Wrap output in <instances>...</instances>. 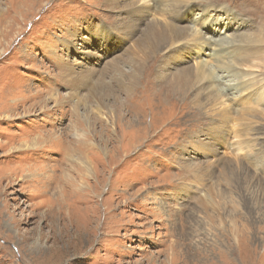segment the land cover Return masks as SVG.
<instances>
[{"label":"rangeland","instance_id":"obj_1","mask_svg":"<svg viewBox=\"0 0 264 264\" xmlns=\"http://www.w3.org/2000/svg\"><path fill=\"white\" fill-rule=\"evenodd\" d=\"M129 1L147 13L126 15ZM258 12L264 25V0H0V264H264V52L253 73L239 59L263 30ZM157 15L175 31L151 45ZM89 33L111 51L97 37L84 42ZM117 55L124 75L103 72L77 89L61 74L84 61L100 75ZM191 67L207 78L185 94L187 114L170 77ZM220 73L254 86L228 96ZM206 86L225 126L192 113ZM213 122L226 135L211 143ZM34 206H63L52 230L73 243L52 246L57 210L41 219Z\"/></svg>","mask_w":264,"mask_h":264},{"label":"bare ground","instance_id":"obj_2","mask_svg":"<svg viewBox=\"0 0 264 264\" xmlns=\"http://www.w3.org/2000/svg\"><path fill=\"white\" fill-rule=\"evenodd\" d=\"M134 1V0H133ZM114 3L115 0H107V3ZM161 2V1H160ZM127 7V8H126ZM138 8V7H137ZM177 9V8H176ZM127 10L128 12L132 14H134V12H136V10L134 9V6H133V2L132 1H129V4H126L125 5V10L123 11L126 15H127ZM137 11H140L142 14L143 13H147V10L144 8V9H141V10H137ZM262 11L261 9L259 10V12ZM156 12V11H155ZM258 12V18H259V25H261V27L263 28V30L257 34L256 36H249L247 38V40L244 41V45H245V50H244V53H243V56L239 59H241L242 61H240V63H242V65L244 64L249 70L251 69V71L254 69L255 65L258 63L259 64V61L262 59V54L264 52V38H262V35L264 34V25H263V20H262V15H260ZM158 13V12H157ZM130 16V15H129ZM152 16V15H151ZM161 16H154L151 18L152 23H149V25L146 27L147 29H149V31L145 34V38H146V41L149 42V44H154L155 42L153 41H150L149 38L151 37H155L156 36H160V37H168V38H171L174 36V31H175V27L169 22L171 20H163V19H160ZM150 20V22H151ZM120 21V20H119ZM125 21V20H124ZM119 22V25L121 27H123V30L127 29L126 28V25H129V22L126 21V22ZM258 24V23H257ZM175 25V24H174ZM177 26V25H176ZM119 28V26L117 27ZM129 28V27H128ZM124 32V31H123ZM177 33V31H176ZM144 35V34H143ZM99 39L102 43L100 45V47H102V49L105 51V52H109L111 51V49L109 48V42L106 41V36H103V37H98L96 36V34L94 33H89V37L88 38H82L84 42L86 43H90L89 41L90 40H93L94 38ZM128 37V36H126ZM113 38V37H112ZM154 38V39H155ZM126 39V38H125ZM178 39V38H177ZM192 39V38H191ZM190 39V40H191ZM127 40V39H126ZM157 40V39H156ZM116 41V40H115ZM129 41V40H127ZM118 42V41H117ZM176 42V41H175ZM192 42V41H191ZM190 42V43H191ZM211 42L213 43V41L211 40ZM120 44V43H119ZM68 45V44H67ZM141 43H138L136 40L133 42V54L134 55H137L140 57V55L143 53L141 47H140ZM195 46V45H194ZM207 46V45H206ZM70 49H73V47L71 45L68 46ZM119 47V46H118ZM225 47V46H224ZM154 48V47H153ZM193 48V47H192ZM128 50V49H127ZM199 50V49H198ZM145 51V50H144ZM81 52V51H80ZM89 54V53H88ZM87 53L84 54L83 58L84 60H87L90 56L88 55ZM147 54V53H146ZM133 55V56H134ZM264 55V54H263ZM121 55H117V56H114L112 57L111 59H109V65L108 67H104V69H102V71H100V75L97 74V70L92 68L91 66H87V64H85L84 61H82L81 64H79L81 67H78L79 70H76V68L74 66H69L66 71H62L61 74L62 75H67V79H65L64 81H66L69 85L72 84L74 85L75 88L78 89V87H80V85L82 84L81 82L82 81H90L92 80L93 78H97L99 79L100 81L101 80H104L103 79V72H106V73H109V71H115L116 70V73L119 74V75H124L122 69H121V65L119 66V64H117L116 60H117V57H120ZM57 61H59L58 59H55ZM138 62L140 61V58L136 59ZM56 61V62H57ZM60 62H62L63 64H68L67 62L63 61V60H60ZM98 62V61H97ZM58 64V63H57ZM94 66H96V64L92 63ZM59 65V64H58ZM244 66V67H245ZM67 67V66H66ZM257 67V66H256ZM165 68H166V65H165ZM192 68V67H191ZM238 68V67H237ZM121 69V70H120ZM218 71L220 70V68L217 69ZM134 71H140V66L137 68V69H134ZM203 71H205L204 68H201V67H198V68H192V69H186L182 72H176L173 74V76L170 77V80H173V81H170L172 83V89L175 90V94L181 96L180 99H178V101L180 102V105H181V108H183V110L187 111V98L185 96L186 93H188V91L192 90L193 89V85L198 83L199 85H201V83L205 82L206 80V73L203 74ZM225 71V70H224ZM250 71V72H251ZM255 72V71H252V73ZM155 73V72H154ZM222 73V72H221ZM220 73V74H221ZM224 73V72H223ZM231 74V73H230ZM239 74V73H238ZM163 76H165V74L162 72L158 75V78H162ZM233 76V75H232ZM237 76V74H236ZM239 76V75H238ZM255 76V75H254ZM136 77V76H135ZM166 77V76H165ZM95 78V80H97ZM219 78V80L221 81V83L218 81L217 85H222L221 86V89L227 93L228 96H235L236 94L240 93L241 91H246V90H251L252 87L254 86L252 83H249V84H252L251 86H249L247 83L246 86L244 85H239V86H236L235 84V81L233 79V77H231V75H224L220 77H216V79ZM134 79V77H133ZM204 80V81H203ZM236 81H237V78H236ZM250 81V80H249ZM176 82V83H174ZM81 83V84H79ZM238 83V82H237ZM105 84V83H104ZM168 84V83H167ZM243 84V83H242ZM71 85V86H72ZM91 85V84H90ZM106 86V85H105ZM83 87V86H82ZM88 87V85H87ZM71 88V87H70ZM208 86L206 87H202V90H207L205 92V95L203 97V99L201 98H196L194 97L192 100H191V103L193 105H191L192 108V113H197V111H194L195 109L198 110L199 112H203L204 115L205 114H211V116H214L215 113L217 114L218 117H216V123L217 125H220L221 127L222 126H225L228 122V120L230 119L227 115V111L225 112V109H222V110H217V111H212L211 108L212 106H214L215 104H217L218 102H215L213 99L215 98V95H212L210 96L212 93L207 89ZM77 89H76V92H77ZM104 89V86L102 84H99L96 86V88H94V96L96 98L99 97L100 99V96L98 95L99 92H102ZM70 91V90H69ZM54 92V91H53ZM75 92V93H76ZM108 92V91H106ZM91 93V92H90ZM104 93V92H103ZM111 93V92H110ZM56 94V93H55ZM105 94V93H104ZM85 95V94H84ZM92 95V94H91ZM226 95V96H227ZM53 98V101H56L57 100V96L58 95H51ZM70 96V95H69ZM75 107L73 108V111L75 113V108L78 106L79 107V104H80V101H81V98L77 95H75ZM117 96V95H116ZM224 96V95H223ZM222 96V97H223ZM51 98V97H49ZM48 98V99H49ZM211 99V102H207L208 99ZM220 97H218L219 99ZM225 98V97H224ZM212 101L214 103H212ZM223 101V100H222ZM63 102H66L65 100ZM62 102V103H63ZM84 103V102H83ZM86 103V102H85ZM86 105V104H85ZM195 106V107H194ZM10 107V106H9ZM89 107V105H88ZM101 107V105H100ZM41 109V108H40ZM82 109V108H81ZM102 109V108H100ZM48 111V110H47ZM46 112V111H45ZM44 112V113H45ZM93 112V111H92ZM214 112V113H213ZM97 113V112H96ZM190 112L187 111V114H189ZM23 116V115H22ZM73 116V114H72ZM75 117V116H74ZM77 117V116H76ZM237 117V116H236ZM212 118V117H211ZM76 120V119H75ZM86 120V119H84ZM244 121V120H243ZM79 122V121H78ZM216 123H212L211 125H209L210 129H207L206 130V138H210L209 141L214 142L216 140H222L224 138V136L226 135L225 134V131L221 128H218L216 127ZM242 124V123H241ZM70 125V124H69ZM78 125V124H77ZM245 125V124H244ZM71 126V125H70ZM82 126V125H81ZM208 127V128H209ZM237 127V126H236ZM75 128V127H73ZM74 131V130H73ZM90 131V130H89ZM232 132V131H231ZM78 134V133H77ZM205 135V134H204ZM197 136V135H196ZM83 137V136H82ZM61 137L60 136H56L55 139L53 140V142H55V144L58 146L60 143V139ZM85 138V137H84ZM20 141V140H19ZM24 141V140H23ZM21 142V141H20ZM26 142V141H25ZM89 142V141H88ZM202 142V141H201ZM207 142H205L204 144H206ZM32 146V145H31ZM195 145L192 144L191 147H194ZM20 147V146H19ZM34 147V146H33ZM61 147V146H59ZM14 149V147H13ZM192 149V148H191ZM15 150V149H14ZM77 151V150H76ZM62 152V157L65 158V161L67 162V160H71L72 161V155H70L65 149L61 150ZM73 152V151H72ZM206 153V152H204ZM76 158V157H75ZM247 160V159H246ZM84 166L87 167V162H84L83 163ZM72 167V166H71ZM48 170V169H47ZM191 170V169H189ZM36 171V170H35ZM52 171V170H51ZM190 172V171H189ZM36 173V172H35ZM42 174V173H41ZM5 175V174H4ZM34 175V174H33ZM67 175V174H66ZM194 175V174H193ZM45 176V175H44ZM49 176V174H48ZM68 176V175H67ZM194 177H196L194 175ZM208 177V176H207ZM7 178V177H6ZM75 179V178H74ZM83 179V178H81ZM197 179V178H196ZM11 181V180H10ZM77 181V180H76ZM89 185V184H88ZM55 186V185H54ZM37 188V187H36ZM84 189V188H83ZM51 190V189H50ZM56 191V190H55ZM52 192V191H51ZM58 193V190L56 191ZM55 196V195H54ZM62 197V193H60V195ZM55 202V201H54ZM35 208H38V210H40L39 212V216L42 218H50V212L52 210H54V208L57 210V215L55 218L52 219V221H49L47 227L49 229V232H50V235L51 237L53 236V240L51 241V245L52 246H55L57 243L59 242H64V243H68L69 245L71 243H73V237H67L65 238V234L63 233H59V236L61 239L57 238V234L55 233V230H52V228L55 226L54 222L58 223V222H61L62 223V220H64L65 218V214L63 212V206H34ZM65 207V206H64ZM94 226V225H93ZM41 232V231H40ZM39 232V233H40ZM41 242L37 241L36 242V247H35V250H38V245L40 244ZM89 244V243H88ZM19 248L17 247V251L19 252V257H20V261L23 262V260H25V254L22 253V248H21V244L18 245ZM43 247L42 248H47L48 250L49 247H47L46 245H42ZM63 247V246H62ZM76 247V246H75ZM55 249V248H54ZM73 249V248H72ZM46 250V249H45ZM60 250V249H59ZM40 250H38L39 252ZM53 251V250H52ZM55 251V250H54ZM72 251V250H71ZM43 252V251H42ZM48 252V251H47ZM46 255V253H44ZM43 254V255H44ZM54 255V253H52ZM35 255V254H34ZM51 255V252L50 254ZM78 256V255H77ZM35 257V256H34ZM51 257L50 258L47 256H42V261L43 260H46V261H50L51 260ZM27 259V258H26ZM78 259V258H77ZM29 260L32 262V258L31 256H29ZM28 260V261H29ZM29 261V262H30ZM79 263V262H78ZM30 264V263H29ZM53 264H59V262L57 263L53 261ZM61 264V263H60Z\"/></svg>","mask_w":264,"mask_h":264}]
</instances>
